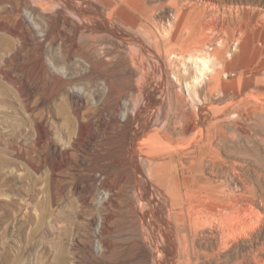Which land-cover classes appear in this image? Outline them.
Instances as JSON below:
<instances>
[{
  "label": "rangeland",
  "instance_id": "1",
  "mask_svg": "<svg viewBox=\"0 0 264 264\" xmlns=\"http://www.w3.org/2000/svg\"><path fill=\"white\" fill-rule=\"evenodd\" d=\"M10 1H0V36L10 42L0 51V264H156L146 232L160 234L161 230L155 228L156 216L165 218L170 214L177 221L172 213L179 208L172 202L166 204L165 193L172 192L168 186L158 188L152 184L158 180L146 170L150 165L141 163L145 172L142 175L129 164L131 138L140 135L137 155L147 163L151 159L145 151L148 145L143 148L141 144L144 140L150 143L147 136L154 129L181 130L193 119L204 123L209 135L219 137V124L237 129L254 120V107L264 106V102L260 104L264 100V0H145L153 15L152 22L145 21L148 30L140 28L141 34L122 25L123 30L140 34L152 47L158 41L166 68L163 76L170 88L159 82L153 89L156 94L152 90L148 99L142 93L137 101L132 89L125 88L130 79L123 74L115 83L121 92L106 105L104 80L88 82L86 62L78 56H67L68 46L62 39L52 45L43 40L44 17L58 9L65 10L71 20L83 22L73 14L81 9L76 1L14 0L13 14ZM83 1V5L92 6L90 11L93 7V11H105L102 1ZM93 1L96 5H89ZM180 7L191 22L171 25ZM37 41L44 43L49 64L55 62L73 78L67 92L71 96L74 90L81 91V102L52 95L53 83L38 94L33 90V45ZM167 48L174 52L168 57ZM198 56H210L212 60L204 101L188 87L199 73L192 62ZM253 90L262 93L261 100L253 96ZM117 100L123 101L118 118L124 122V111L133 116L125 125H118L114 115L107 114ZM130 102L129 110L125 109ZM67 118L73 122L66 123ZM180 133L175 134L176 140L168 144L169 148L194 136ZM243 144L249 145L246 141ZM258 144L263 157L264 144ZM55 146H59L58 153L54 152ZM161 161H154L152 167ZM178 168L174 163L169 165L174 174H179ZM240 170L238 175L231 172L222 177V193L227 197L236 190L241 195L239 205L254 203L260 211L256 215L258 224L247 233L249 236L245 234L227 247H219V239L208 236L209 228L200 227L191 252L192 264H238L242 259L243 264H253V251L264 245V170L249 158ZM142 177H146L147 186L157 190V203L150 209L148 187ZM180 179L183 183L181 174Z\"/></svg>",
  "mask_w": 264,
  "mask_h": 264
},
{
  "label": "bare ground",
  "instance_id": "2",
  "mask_svg": "<svg viewBox=\"0 0 264 264\" xmlns=\"http://www.w3.org/2000/svg\"><path fill=\"white\" fill-rule=\"evenodd\" d=\"M75 1V4L81 9H78L76 14L75 12L73 14L80 17L83 22L71 20L65 10L58 9L55 13L44 17L45 31L43 40L52 45L55 44L58 38L62 39L64 44L68 46L67 56H78L86 62L87 73L85 78L88 82L94 83L98 78L104 80V94H106L107 98L105 100V105L116 98L118 92H121L116 89L115 83L123 74L130 79L125 88L132 89L136 94L135 98L137 101L139 96H142V93H144V95L146 94L143 97L150 96L152 90L155 89L156 85L158 86L159 82L163 87L170 88L167 83L168 79L166 76H163L166 74V68L162 65L163 60L158 41L156 47H152L142 39L143 37L139 36L140 34L134 35L130 33V30H123V26L138 31L139 33H141L140 28L143 27L147 29V23L145 21L151 20L152 22L151 16L153 15H150L145 0H99L103 2L101 6L104 7L105 11L96 9V12L93 11L95 7L90 11L92 6L83 5L85 4L84 1L82 3L80 2L81 0ZM93 3L89 2V5L92 4L95 6L96 4ZM10 5L12 7L10 12L13 14L14 7L16 6L15 1H10ZM175 11L174 16L176 19H172V24L170 22L171 25L182 26L191 22V18L183 14L186 13L183 7L176 8ZM114 20L118 21L119 25L116 24ZM67 28L71 30L68 31ZM11 33L15 32L11 31ZM148 35H150V33ZM6 43L9 44V40L0 36V51ZM33 46L35 47V55L33 56L35 59L33 73L34 82L32 83L33 90L38 94L40 90L50 87V83H53L55 92L52 93V95L61 94L67 99L69 97L74 99L76 103L79 101L81 102L84 95L81 91L74 90V94H71L72 97L69 92H67V87L70 86L73 80L70 74L68 72L65 73L66 71L63 72L64 70L60 69L55 62L51 65L47 61L44 56V43L37 41ZM170 49L171 48L165 49L167 50L166 57L174 53H172ZM221 57L222 55L219 53V58ZM210 61H212L210 60V56H198L192 60V62L198 66L197 70L199 73L194 78L193 84L188 83V87L197 99L199 98V100L201 99L203 101L208 92L206 90L208 83L207 77L210 79L209 72L212 71ZM183 66L189 69L187 63H184ZM261 66L264 67V64ZM32 70L33 69H31V71ZM28 71L30 70L28 69ZM257 71H259V69H257ZM158 77H160V79ZM31 78L33 77L31 76ZM51 87H53V85ZM153 91L155 93V90ZM261 94L259 92H254L253 96L261 100ZM263 98L264 97H262V100ZM258 100L256 101L257 105L260 103V101L257 103ZM137 101L134 103V105H136L135 107H138L137 105L139 102ZM122 102L117 100L113 107H109V112L107 113L109 116L114 115L113 117L116 118L118 125H125L127 121H131V118H133L129 111H124V122L121 117V119L118 118ZM263 102L264 100L260 104ZM131 104V102L125 104V109L129 110ZM254 108H256L253 113L254 120L244 123L242 126L237 127V129H227L223 124L217 125L219 137H217V134L213 136L214 133L209 135V131L206 130V125H204V123L199 124L193 119L183 124L181 130H177V128L173 126L174 130L169 129V127H166V129L162 127L152 130L147 136L150 143L147 144L146 140H144L143 145L141 144V147L148 145V150L145 151L146 153L148 152L151 159H147V163L142 157V160L138 159L139 156L137 154L140 149V135L135 134L134 137L131 138V151H129L130 153L128 155L129 164H132L134 169L138 168V172L142 175H144L145 172L142 170L143 168H141V163L144 166L150 165L146 170H148L153 178L157 177L156 180H158L157 184H155V182L152 184L156 185L158 188H160L159 185L168 186L172 192L169 190L171 193H165L167 197L166 204L172 202L179 208V210H175V212L172 213L178 217L177 221H175V219L172 220L170 214L165 218L163 216L159 217V215H153L158 217V226L156 225L155 228L161 230L160 234L157 235L152 231L146 232V242L148 243L151 253L157 260L156 264H192L194 261L192 256L193 253L191 254V252H193L192 248L196 246L195 237L199 228L202 226L209 228L208 236L219 239V247H227L231 241L252 232L251 229L258 224L259 217L257 216V219L256 215H258L257 213L260 211L258 210V212L255 209L253 206L254 203L247 202L239 205L241 195L238 194L236 190L237 193L233 190L227 197H225L226 193H222V177L225 175L228 176L227 174L231 172L232 174L234 173V175L240 174V168L247 158L253 161L255 165L259 166L260 170H264V156L262 157L259 153L261 147L258 144V141L264 144V106H256ZM100 115L105 120L102 109ZM70 122H73V119L67 118L66 123ZM148 122L150 123V121H147V123ZM213 127L215 128L213 125L209 126V128ZM180 132L182 134L194 133V136L190 139L187 138V140L183 139V141L180 142L181 144L176 145L174 148H169L168 144L174 142L176 140L174 137L175 134L179 135ZM163 140H165L166 143L163 142ZM244 141L248 142L249 145H244ZM159 144H161V146H159ZM58 147L59 146L53 147L55 153L60 151ZM135 150L137 151L135 152ZM156 160L162 161L152 167V164H154ZM172 163L179 167L178 171L180 169V172L177 171L179 174H174L169 170V165ZM138 164L140 167H138ZM263 172L262 175L264 176ZM258 173H260V171ZM180 174L182 175L183 183L180 179ZM143 181L147 186L148 182L146 177L142 182ZM147 187L146 193L149 195L150 199L147 206L150 209L154 207L152 206L153 204L157 203L155 192L157 190L154 191L149 186ZM251 187L250 185L249 188ZM242 193L245 194V191ZM157 205L155 206L158 207ZM161 211H158L159 214ZM154 212L156 211L154 210ZM158 212L155 214H158ZM173 217L174 216H172V218ZM263 251L264 245L259 248V250L255 249L253 251V264H264ZM244 261L242 259L238 264H243Z\"/></svg>",
  "mask_w": 264,
  "mask_h": 264
}]
</instances>
